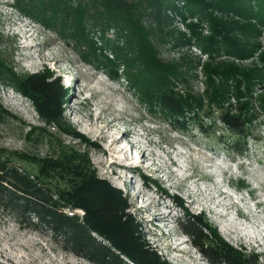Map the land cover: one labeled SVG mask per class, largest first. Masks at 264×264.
I'll use <instances>...</instances> for the list:
<instances>
[{"label": "rangeland", "instance_id": "1", "mask_svg": "<svg viewBox=\"0 0 264 264\" xmlns=\"http://www.w3.org/2000/svg\"><path fill=\"white\" fill-rule=\"evenodd\" d=\"M17 4L0 0L4 60L18 74L47 70L49 82L66 92L63 119L97 148L45 124L26 98L0 84V108L7 113L0 117V152L29 173L36 172L34 160L56 159L62 146L86 153L97 178L127 195L130 213L146 241L170 264H207L179 225L192 216L200 217L234 249L257 254L264 264V83L252 88L249 100L259 116L246 139L247 152H227L218 139L200 134L191 125L184 129L172 125L158 108L148 106L126 79L122 66L115 79L113 73L82 61L75 44L60 35L59 29L30 18ZM145 19L146 15L143 23L148 25ZM168 20L166 31L187 37L189 24L196 23L175 16ZM197 33L209 36L208 24H200ZM106 38L113 41V31ZM94 40L100 42L99 36ZM257 42L264 47V29ZM258 54L242 62L221 55L216 63L227 59L247 68L253 61L259 65ZM105 55L114 59L109 51ZM159 57L188 71L184 87L195 95L203 93L207 85L202 67L209 61L195 43L167 42ZM225 106L234 112L235 100L230 98ZM218 114H211L215 124L200 116L215 136L227 134L216 120ZM0 264L89 263L63 251L45 232L25 228L0 211Z\"/></svg>", "mask_w": 264, "mask_h": 264}, {"label": "trees", "instance_id": "2", "mask_svg": "<svg viewBox=\"0 0 264 264\" xmlns=\"http://www.w3.org/2000/svg\"><path fill=\"white\" fill-rule=\"evenodd\" d=\"M16 1L30 18L59 29L60 35L75 44L82 61L113 73L115 79L122 66L130 85L148 106L168 116L172 125L183 129L191 125L200 134L221 141L227 152H247L246 139L259 116L249 100L252 88L264 83V47L257 42L264 29V0H144L145 5L139 0ZM145 15L148 25L143 23ZM174 16L196 21L189 24L188 37L166 31L168 19ZM204 22L209 36L202 38L197 28ZM109 31H113V41L106 38ZM96 35L100 42L94 40ZM179 39L195 43L209 61L202 67L207 87L201 95L184 87L188 71L159 57L165 43ZM107 51L114 59L105 55ZM256 52L260 66L253 61L241 68L227 59L216 63L221 55L242 62ZM49 78L47 70L16 73L0 52V84L26 98L45 124L96 149V144L63 119L66 92ZM180 83L183 86L177 89ZM230 98L235 100L234 112L225 106ZM215 111L227 134L215 136L200 120L204 116L215 124L211 116ZM6 115L0 108V117ZM34 161L36 172L29 173L0 152L3 214L25 228L45 232L63 251L89 264H170L146 241L130 213L127 195L97 178L86 153L62 146L58 158ZM179 225L207 264H260L257 254L234 249L198 216Z\"/></svg>", "mask_w": 264, "mask_h": 264}, {"label": "bare ground", "instance_id": "3", "mask_svg": "<svg viewBox=\"0 0 264 264\" xmlns=\"http://www.w3.org/2000/svg\"><path fill=\"white\" fill-rule=\"evenodd\" d=\"M84 133H87V132H86V131H84ZM125 134H126V133H125ZM125 134H123V135L119 136V137H118V139H119V140H120V139H122V137H124V135H125ZM139 163H140V162H139ZM132 164H134V163H132ZM119 165H120V164H119Z\"/></svg>", "mask_w": 264, "mask_h": 264}]
</instances>
